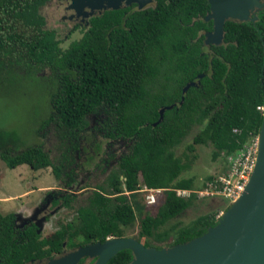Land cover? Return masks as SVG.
<instances>
[{
  "label": "trees",
  "instance_id": "obj_1",
  "mask_svg": "<svg viewBox=\"0 0 264 264\" xmlns=\"http://www.w3.org/2000/svg\"><path fill=\"white\" fill-rule=\"evenodd\" d=\"M48 1L0 0V78L16 68L49 70L54 88L40 130L52 123L65 149L57 161L42 143L15 150L1 147L0 157L9 167L50 166L60 179L65 163L75 162L72 152L79 149V135L90 131L87 116L101 113L104 134L130 145L86 196H64L76 217L55 230L54 237L41 236L34 225L21 231L14 214L0 210V264H25L51 255L65 240L77 246L128 236L136 224L133 237L157 248L189 240L215 225L222 207L185 223L174 220L196 199L195 191L227 171V157L260 131L264 4L252 14L255 20H226L223 41L210 48L203 43L204 31L212 29V20L205 19L208 0H154V6L143 9L135 3L105 9L90 17L89 28L78 39L62 47L41 13ZM172 72L173 82L167 80ZM196 77L199 85L181 89ZM170 104L158 121L159 109ZM195 125L198 130L177 154L176 145ZM197 145L211 146V158L222 162V173L201 182L184 176L198 156ZM141 184L163 188L158 203L139 202ZM177 188L193 192L177 196ZM132 257L131 250L122 249L105 264H127Z\"/></svg>",
  "mask_w": 264,
  "mask_h": 264
},
{
  "label": "rangeland",
  "instance_id": "obj_2",
  "mask_svg": "<svg viewBox=\"0 0 264 264\" xmlns=\"http://www.w3.org/2000/svg\"><path fill=\"white\" fill-rule=\"evenodd\" d=\"M59 1L49 0L41 7V13L46 18V26L56 29L58 37L61 39V46L66 47L72 40L78 39L81 35L69 34L68 19L62 18L65 14L64 8L69 10L72 0H68L66 7H63V4L60 5ZM254 10V8L251 10V16ZM69 15L72 17V12ZM65 37H68L67 40ZM5 72L3 73L5 76L0 78V148L10 147L15 150L26 144L42 143L51 158L57 161L65 149V145L60 142V134L57 133L52 123L40 130L41 122L50 112V93L54 88V81H52L49 70L27 72L16 68L12 74ZM198 128L199 126L195 125L176 145L175 152L177 154L181 153L185 145L191 141ZM211 149L209 145H197L198 156L191 167L185 171L184 176H194L196 182H201L208 175L222 173V162L220 160L214 161L211 158ZM83 173L84 171L77 179L83 178ZM100 181H102V176H98L96 173L95 177L87 180L84 186H92ZM58 187L62 188V184L54 176L50 166L37 170L30 168L27 164L9 167L0 157V210L3 213H14L16 216L15 223L19 225L24 223L28 219L26 217L30 216L28 213L30 206L38 202L48 189L57 190ZM139 193L140 196L137 197L142 204L144 197L141 192ZM196 195L193 203L174 220L175 222L185 223L200 213L222 207L217 214L220 215L221 211L229 204V202L225 204L226 199L223 201V197L220 196L213 199L214 196L210 195ZM34 211L39 212L36 207ZM56 216H62L65 219L71 217V220L76 217L75 214H70L64 208H60ZM56 216H52L50 219L51 224L49 222L43 226L41 236L54 237V230L57 227ZM23 218L24 220H22ZM136 230L137 224L130 228L127 232L128 236H133ZM53 243L56 244V242Z\"/></svg>",
  "mask_w": 264,
  "mask_h": 264
},
{
  "label": "water",
  "instance_id": "obj_3",
  "mask_svg": "<svg viewBox=\"0 0 264 264\" xmlns=\"http://www.w3.org/2000/svg\"><path fill=\"white\" fill-rule=\"evenodd\" d=\"M153 0H72V16L90 15L109 8L132 3L143 9ZM205 19L212 20V30L204 35V43L220 44L224 38V23L228 19L255 20L251 10L260 9L264 0H208ZM195 81L185 84L183 91ZM181 98L180 102L182 101ZM159 109L160 121L166 108ZM262 123L258 137L255 165L245 190L221 211L215 225L202 234L170 246H146L133 236L107 237L81 245L65 255L52 258L47 264H78L81 258H95L91 264H105L122 249L132 252L127 264H264V101ZM156 123V122H155ZM42 225V224H40Z\"/></svg>",
  "mask_w": 264,
  "mask_h": 264
},
{
  "label": "flooded vegetation",
  "instance_id": "obj_4",
  "mask_svg": "<svg viewBox=\"0 0 264 264\" xmlns=\"http://www.w3.org/2000/svg\"><path fill=\"white\" fill-rule=\"evenodd\" d=\"M59 2L60 5L63 4V7H66L68 4V0H60ZM154 5H155V1L153 0V2L149 4V6H154ZM135 8H137L136 4H135ZM257 10H254V12ZM64 11L65 14L62 18L65 20L68 19L69 34L77 33L80 35H82V33L89 28L90 17L101 13L98 10H95L90 15L69 17L70 16L69 14H71L72 12V8H70L69 10L68 9L66 10L64 8ZM208 31L210 30L204 31V35ZM67 38L68 37H65V40H67ZM204 45L207 48H210L212 43L209 45H206L204 43ZM169 74L170 76H167V80L172 81V79H174L176 75V72H172ZM192 81H195L194 85H199V78L196 77ZM184 85L181 87V89H183ZM87 117L89 118V121L92 119V121L87 126V128H90V131L82 132L79 135V142H78L79 149H75L72 152V154L75 156V162L68 165V167L67 164L65 163L63 167L62 177L58 179L62 184V188L58 187L57 190L48 189V191L44 192L40 200L30 206V210L28 212L30 216L26 217L28 219H26L24 223L20 225L14 222V225L17 229L24 231L27 226L34 225V227L36 228V232L40 234L43 226H45V224H48L50 222L52 216H56L60 208H64L65 211H68L70 212V214L73 215L75 213L74 208L71 206H66L64 204V202L66 201V198L64 196L67 194L78 195V197L82 195L86 196L89 193V191L93 189V186L95 185L94 184L93 186L90 185L84 186L87 180L89 181V179L95 177L96 173L98 174V176H102V180H104L106 175L109 174V172L116 166L122 154H124L127 151L130 142L126 141V139H121L120 137L106 136L102 131V129L100 128V123L103 122V119L105 117L104 113L97 115L92 114V115H88ZM87 133H89L90 136L87 135ZM96 144L99 145L98 148L94 147V145ZM83 171H84L83 178L77 179V177L80 176ZM222 200L224 201V198H222ZM35 207L36 210H38L39 212L34 211ZM28 213H26V215ZM56 217L57 219L55 222H57V227L55 228V230L60 228L62 224L71 220V217H68V219H65L62 216L59 217L56 216ZM15 218L16 216L14 214V219ZM22 220H24V218ZM43 222H45L44 225ZM79 246L81 245L69 246L67 241L65 240L62 242V246L58 251L53 252L51 255L30 259L27 262H25V264H47L50 259L63 256L65 255V253L73 249H76ZM94 260L95 258L90 259L88 257H84L80 259L78 264H91Z\"/></svg>",
  "mask_w": 264,
  "mask_h": 264
},
{
  "label": "built area",
  "instance_id": "obj_5",
  "mask_svg": "<svg viewBox=\"0 0 264 264\" xmlns=\"http://www.w3.org/2000/svg\"><path fill=\"white\" fill-rule=\"evenodd\" d=\"M258 148V137L255 136L236 152L230 154L228 159V169L214 181L208 183V186L195 191L199 196L210 195L220 196L230 202L236 199L244 190L250 178L255 165ZM144 197L146 204H156L159 202V196L163 188L147 187L141 184L137 189ZM177 196L188 197L193 190L185 188L175 189ZM219 217V215H217Z\"/></svg>",
  "mask_w": 264,
  "mask_h": 264
},
{
  "label": "crops",
  "instance_id": "obj_6",
  "mask_svg": "<svg viewBox=\"0 0 264 264\" xmlns=\"http://www.w3.org/2000/svg\"><path fill=\"white\" fill-rule=\"evenodd\" d=\"M216 197L218 198V196H214L213 199H216Z\"/></svg>",
  "mask_w": 264,
  "mask_h": 264
}]
</instances>
